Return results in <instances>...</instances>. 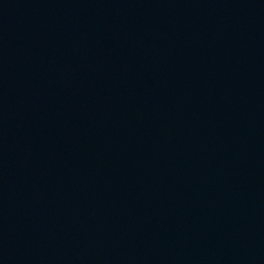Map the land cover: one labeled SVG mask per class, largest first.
Listing matches in <instances>:
<instances>
[{
	"label": "water",
	"instance_id": "water-1",
	"mask_svg": "<svg viewBox=\"0 0 264 264\" xmlns=\"http://www.w3.org/2000/svg\"><path fill=\"white\" fill-rule=\"evenodd\" d=\"M0 264H264V0H0Z\"/></svg>",
	"mask_w": 264,
	"mask_h": 264
}]
</instances>
